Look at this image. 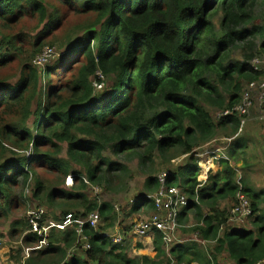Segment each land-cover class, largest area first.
I'll return each mask as SVG.
<instances>
[{"label":"trees","instance_id":"trees-1","mask_svg":"<svg viewBox=\"0 0 264 264\" xmlns=\"http://www.w3.org/2000/svg\"><path fill=\"white\" fill-rule=\"evenodd\" d=\"M66 1L95 16L81 36L65 39L67 47L54 66L39 69L26 57L28 35L22 22L34 14L48 21L33 42L41 46L59 23L49 14L51 3L0 0V69L16 60L21 64L15 82L0 78V216L8 219L12 208H20L23 196L15 189L32 178L33 198L47 205L54 219L58 209L61 216L100 213L97 229L85 225L90 248L81 243L82 264H220L217 255L222 253L234 264H264V190L239 179L236 167L237 152L248 147L246 142L237 140L230 149L235 165L220 158L218 171L205 181L198 179L200 147L213 141L219 129L231 132L229 137L240 129L237 112L215 120L210 108L234 109L242 101L243 84L264 78V68L256 70L251 62L256 54H264V24L248 27L264 0ZM219 14L217 30L214 19ZM242 43L248 52L236 61L232 55ZM61 68L72 77L58 85L50 75ZM96 82L104 86L98 89ZM64 144L67 160L59 156ZM9 146L15 149L11 154L6 152ZM112 155L137 160L146 175L145 189L135 195L128 216L154 210L151 196L159 189V176L166 173V183L183 188L189 197L179 224L194 217L193 231L199 239L213 241V249L178 244L170 249L171 259L159 233L155 258H132L125 246L114 245L105 234L119 223L118 212L109 202L85 194L91 185L107 184L109 189L116 171L118 178L128 176L127 166ZM181 156L185 162L175 167ZM44 166L53 167L62 182L72 175V189L47 188L36 179L38 167ZM238 194L251 202L252 229L228 226L227 210L220 207L224 201L237 202ZM11 226L10 237L23 234L24 245L39 241L35 233H26L27 220H12ZM79 243L76 228H70L52 233L44 250L26 259L19 250L10 258L45 264L43 257L57 255L52 264H79Z\"/></svg>","mask_w":264,"mask_h":264},{"label":"rangeland","instance_id":"rangeland-1","mask_svg":"<svg viewBox=\"0 0 264 264\" xmlns=\"http://www.w3.org/2000/svg\"><path fill=\"white\" fill-rule=\"evenodd\" d=\"M49 2L52 6L49 10V14L52 15L54 21L59 19V23L55 28L52 27V29H50V33L43 39V43L41 44V46H35L33 42L39 34L45 31V24H47L48 21L46 20L45 22H41L40 16L38 14H34L33 16L25 17L22 22L24 32L28 35L24 41L25 54L26 57H29V60L32 63H35L37 61L38 56L41 55L45 48L53 47L55 49V54L49 57L46 61H43L39 65L35 63V65L39 69H45L48 66H54L58 59L62 57V54L67 47L68 42L65 43V39L71 38L72 40H75L77 37L81 36L83 34L84 25L86 24V22L92 20L95 16L92 13H86L76 10L74 6L70 5L67 1L64 2V0H49ZM253 16V21L248 25L250 29H252L255 25L264 24V5L257 7L254 10ZM220 19L221 14L217 15L214 19V23L215 25H217V30H219L220 27ZM235 50L236 51L233 53L232 59L236 61H242L244 59V53L248 52L243 43L238 45ZM71 59L72 57L66 63V65L71 62ZM253 61H256L255 63L259 65L260 69L264 68V54H256L251 62ZM20 69V61L16 60L12 64H10L9 67L0 69V78H6L9 81L15 82L20 75ZM71 77V74H64L63 68L50 75V78L53 80V82L58 85H61L62 83L70 80ZM249 83L245 82L243 84V91L246 89ZM210 111L215 120H218L220 114L222 113L215 109L212 110V108H210ZM241 117H245L246 123L242 128L238 130V132L233 137H229L231 132H229L228 130L219 129L216 138L210 143L201 146L203 148L200 147L199 152L201 153L203 151L202 163L207 168H210V166L213 165V162L214 167H216L215 161L217 162V160L220 159L217 158L220 155L224 156L225 159H228L232 165H235V161L232 160L229 153L230 149L235 141L240 139L245 141L248 147L244 150L240 149L241 151L239 150L237 152V157L239 158V161L236 165V167L238 168V176L239 179L243 178L247 184L252 186L254 190L261 191L264 190V107L261 105L257 94L254 95V104L250 108L248 114ZM0 139L2 140L1 136ZM10 149L15 150L9 146L8 150L6 151L8 154H11ZM214 151H216V154L218 155H212L211 152ZM107 155L111 156L110 153H108ZM59 156L64 160L68 159L66 144L63 145L62 152ZM112 160H117L121 164L126 165L128 169V176L124 178H118L117 175H119L120 172L116 171L114 172V177H110L112 183L109 189H107V184H104L102 186L91 185L89 186L85 194L89 197L90 200H95L99 203L109 202L114 208L115 206H119V211L121 209V213L119 214V227H122L124 230L131 232L135 222L146 220L155 212H139L137 214L127 216L130 212V208L132 207V199H134L135 195L138 192H141L145 189L144 182L146 175L139 168L137 160L128 162L124 159L123 156H113ZM184 162L185 158L181 156L174 161V166H180ZM73 167L79 168L76 165H74ZM200 173L201 172L199 171L198 176L200 175ZM204 176L205 175L203 173L202 177ZM36 179L45 183L47 188H59L61 186L63 189L68 191L72 189L75 182L72 175L67 176L62 182V178L56 173V170L53 167L45 166L38 167ZM35 188L36 182L32 178L29 180L27 185L16 188L15 191L21 192L23 196V202L20 208H12L8 214V219L6 217L0 216V238L3 241L2 245L0 246V264H21L19 261L12 260L10 258V254L12 252H15L13 254L16 255V252L21 250L20 256L23 259V257H25L26 255V248L34 247V245L31 244L30 246H25L23 244V234L21 233L14 238H11L10 231L12 229L11 221L18 219H23L24 221L27 220L29 210L39 208V206H41L47 208V210L50 212V209L47 205H39L40 203H38L33 198V192L35 191ZM239 196L240 197L237 202L224 201L222 203V208L227 210V224L228 226L234 228L252 229L250 219L252 213L251 202L244 196V198L241 199V194H239ZM261 206L264 208V203H262ZM237 208H239V211L235 210ZM55 212L59 214L61 213V209L55 210ZM195 224L196 220L192 216H189L188 223L180 224V227L178 228L179 231L177 230L176 232L175 243L179 240L188 239L190 244L197 243L202 248L205 246L207 249L212 250L214 242L201 240V238L199 239L198 233L193 231ZM109 232L111 234L115 233L114 231ZM127 241L131 243L130 245H127L128 247L125 244L128 255L131 256H138L136 255L137 250H135V247L140 248L143 247V245L146 247L148 246V243H146L145 241ZM80 247L81 242L79 243V248L75 249H77V251H81ZM30 250L31 251L29 252V255H31L33 252H36V250L34 249ZM34 255L37 256L38 254ZM69 255H72V253L69 252L68 257ZM56 256H42L43 258L41 260H45V264H52V262L56 259ZM217 256L220 264H234L224 253L218 254Z\"/></svg>","mask_w":264,"mask_h":264},{"label":"built area","instance_id":"built-area-1","mask_svg":"<svg viewBox=\"0 0 264 264\" xmlns=\"http://www.w3.org/2000/svg\"><path fill=\"white\" fill-rule=\"evenodd\" d=\"M55 54V49L53 47H47L43 50L40 56H38L36 64H41L43 61H46L49 57ZM253 61V68L259 70L260 67L258 64ZM100 78L103 79V75L98 72ZM95 85L98 89H101L104 86L103 82H96ZM258 95V99L261 105L264 107V78L258 81H252L248 84L246 89L242 94V101L234 107V109L223 111L220 116H226L229 114H235L237 112L240 116L248 114L250 108L254 104V95ZM219 116V117H220ZM246 123L245 117H241L240 128ZM205 152V151H204ZM212 155L216 154V151L211 152ZM202 154L199 153L200 162H202ZM224 158L220 155L217 158ZM166 173H162L159 176L160 186L159 189L151 196L153 204L155 207V213L153 216L149 217L146 220L137 222L134 226V232L138 237L150 236L154 231H159L162 234L163 242L168 249V247L174 242L175 233L180 227L178 218L180 210L188 203L187 195L177 186H169L166 183ZM87 184L89 182L84 179ZM242 195V194H241ZM244 195H242V198ZM238 194V200H239ZM246 198V197H245ZM118 210V209H117ZM239 211V208L235 209ZM46 211L45 208L39 207L36 209L29 210L28 221L30 224V232L35 233L39 237V241L34 245L33 248H26V255L24 259L28 258L30 249L41 250L46 247L48 244V238L51 230L57 231H66L69 228H76L78 233L79 242L82 243L84 249H89L90 244L87 243V238L83 234L85 225H89L91 228L97 229L100 222L101 216L98 211L91 212L86 216L81 214L67 213L64 214L58 221H44V215ZM107 237L111 238L114 244H123L124 237L122 235L116 234L112 235L111 233L105 234ZM2 245V239L0 238V246Z\"/></svg>","mask_w":264,"mask_h":264},{"label":"crops","instance_id":"crops-1","mask_svg":"<svg viewBox=\"0 0 264 264\" xmlns=\"http://www.w3.org/2000/svg\"><path fill=\"white\" fill-rule=\"evenodd\" d=\"M218 160H220V159H218ZM218 160H217V162L215 161V163H216V167H214V162H213V165H211L210 166V168H207L202 162H200L199 161V166H200V175L198 176V179L199 180H201V181H205V180H207V178H208V176H209V174H210V172H216V171H218L221 167H220V163L218 162ZM204 173V177H202V174ZM175 186V185H174ZM178 187V186H177ZM182 191H183V188H181V187H179ZM154 190V189H153ZM149 191V190H148ZM184 192V191H183ZM185 193V192H184ZM186 194V193H185ZM187 195V194H186ZM187 197H188V195H187ZM189 198V197H188ZM133 201H134V199H132V204H133ZM223 203V202H222ZM222 203L220 204V207H221V209H224V208H222ZM150 205H152V204H150ZM154 205V204H153ZM132 206V205H131ZM39 207H41V206H39ZM43 208H45V207H43ZM36 209V208H35ZM118 209V210H117ZM131 209V208H130ZM115 210H117V212H118V214H120L121 213V209H120V211H119V206L118 207H116L115 206ZM45 211H46V213H45V215H44V221H58V220H60V218L63 216H61V213H57L56 212V215L58 216V217H55V218H58V219H54L53 218V216L52 215H50L49 214V211L47 210V208H45ZM148 211H151V210H145V209H143V210H141V212L140 213H147ZM152 211H155V208H154V210H152ZM125 212H127V211H125ZM151 213V212H150ZM155 213V212H154ZM153 213V214H154ZM153 214L151 215V216H153ZM128 216V215H127ZM150 216V217H151ZM126 221V220H125ZM124 221V222H125ZM27 222H28V229H27V232L26 233H31L30 232V224H29V221H28V219H27ZM101 223H102V221L100 222V224L99 225H101ZM122 224V223H121ZM137 224V222H135V224H134V226ZM120 226V224H118V225H116V227H114L113 229H110L109 231H114L115 233H113L112 235H116V234H119V235H122L123 237H124V243L123 244H114L113 242H112V240H111V238H109V237H107L108 239H110L111 240V242L114 244V245H119V246H125V244H126V246L127 245H130L131 243L130 242H128L127 240H135V241H145L146 243H148V246L146 247V246H144L143 245V247H140V248H136L135 247V250H137V253H136V255H138V257L139 256H149V257H151V258H155L156 256V254H157V252H156V250H155V236H156V234L157 233H159V234H161V232H159V231H154L153 233H152V235H150V236H145V237H138V236H136V233L134 232V226H133V228H132V230H131V232H128V231H126V230H124L122 227H119ZM99 227V226H98ZM70 229V228H69ZM107 232V233H110V232ZM179 231V230H178ZM55 232H64V231H57V230H51V232H50V234H49V237L51 236V234L52 233H55ZM177 232V231H176ZM25 233V234H26ZM161 236H162V234H161ZM175 236H176V233H175ZM162 242H163V239H162ZM38 242H36V243H31V245H35V244H37ZM24 244V243H23ZM163 244H164V242H163ZM181 245V246H188V245H190V243H189V240L188 239H183V240H179L178 242H176L175 243V239H174V242L168 247V249L166 248V246H165V244H164V246H165V248H166V253H167V256L168 257H170L171 259H172V257L170 256V249H171V247H173V246H175V245ZM26 246V245H25ZM28 246H30V244L28 245ZM125 246V247H126ZM128 247V246H127ZM132 247H133V245H132ZM73 251L74 250H71V253H73ZM76 256H78V258H80L81 259V261L79 262V264L81 263L82 264V262L84 261V259H85V253H84V251H83V249H81V251H76ZM69 256H71V255H69ZM130 257H132V258H134V257H137V256H131V255H129ZM175 261V260H174Z\"/></svg>","mask_w":264,"mask_h":264},{"label":"clouds","instance_id":"clouds-1","mask_svg":"<svg viewBox=\"0 0 264 264\" xmlns=\"http://www.w3.org/2000/svg\"><path fill=\"white\" fill-rule=\"evenodd\" d=\"M3 242V241H2Z\"/></svg>","mask_w":264,"mask_h":264}]
</instances>
